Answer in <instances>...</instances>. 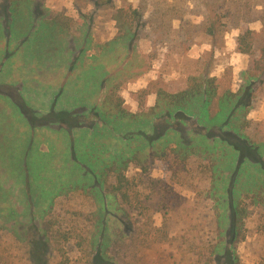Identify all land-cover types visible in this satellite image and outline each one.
Masks as SVG:
<instances>
[{"label":"rangeland","instance_id":"obj_1","mask_svg":"<svg viewBox=\"0 0 264 264\" xmlns=\"http://www.w3.org/2000/svg\"><path fill=\"white\" fill-rule=\"evenodd\" d=\"M45 1L37 0L40 6ZM237 1L240 8L249 4H257V10L264 8V0ZM112 2L116 8L145 10L140 22H132L140 37L138 40L117 37L119 30L112 19L113 12L95 10L91 19H82L84 26L69 24L71 32L65 38L59 32L52 37L58 49L65 47L64 40L68 48H73L74 39L81 38L82 61L89 64L88 70L67 80V83L70 80L78 83V87H69L71 83L63 86L64 76H60L54 89L47 82H41L47 80L50 69L47 58H42L34 48L36 40H44L45 35L40 33L42 27L36 35L27 36L25 27L17 26L15 21L9 24L14 1L0 0V262L28 263L24 246L15 239V233L27 231L29 236L37 237L35 226L39 212L51 200L54 203L51 214L64 222V228L68 227L67 220L74 217L70 212L77 209L88 212L95 207L96 202L80 193L59 195L57 192L59 187L82 174L74 162L81 156L84 141L93 132L94 125H100L92 111L101 106L107 86L111 85L108 78L114 77V71L116 76L124 74L122 79H130L119 95L127 111L136 114L144 111L132 99L131 92H136L147 106H153L160 87L173 92L181 90L190 75L209 72L221 78L229 74L231 89L236 92L241 84L240 72L249 63V57L236 49L237 36L243 29H261L260 22L227 27L214 46L200 25L203 6L208 0ZM193 2L199 6L196 8ZM71 12L68 14L76 15ZM224 12L221 11L223 15ZM177 14L185 22L181 29L180 20H171ZM46 41L44 48L48 47ZM91 67L98 69L92 71ZM217 109V106L211 108ZM192 110L194 116L183 115L182 122L170 119L171 127L179 129L185 138L204 131L197 122L198 108ZM247 118L261 130L253 135L252 127L250 134L264 142V99L254 101ZM123 121L119 129H135L131 121ZM153 121L159 130L166 127L164 119ZM173 165L164 187L161 184L138 188L137 213L146 210L153 226L158 228H147L154 235L145 261L196 264L200 262L196 260L198 249L192 242L211 228L210 203L203 201V194L196 193L197 186L189 177H182L178 164ZM155 166L151 176L159 179L164 175L162 165ZM222 210L219 212L223 213ZM236 250L243 264L264 263V207L256 208L246 220L245 239L237 244ZM75 255L72 253L71 257Z\"/></svg>","mask_w":264,"mask_h":264},{"label":"trees","instance_id":"obj_2","mask_svg":"<svg viewBox=\"0 0 264 264\" xmlns=\"http://www.w3.org/2000/svg\"><path fill=\"white\" fill-rule=\"evenodd\" d=\"M237 3L208 0L200 25L215 46L227 27L261 23L259 31L247 28L237 36V51L249 57L247 68L240 72L239 89H231L229 74L221 78L209 72L190 75L181 90L160 87L153 106L131 92L144 111L136 114L127 111L119 95L130 79L124 80V74L116 76L114 71L101 106L92 111L100 125H94L74 162L82 174L57 192L80 193L96 202L95 207L88 212H70L74 217L64 228V222L51 214V200L39 212L37 237L27 231L15 233V239L24 246L27 264H154L153 259L145 261L154 235L147 228H158L146 210L137 213L138 188L167 185L173 163L178 164L182 177L194 182L203 201L210 203L211 228L192 242L198 249L196 260L200 262L196 264H243L236 246L245 239L246 220L256 208L264 207V142L250 134L252 127L253 135L261 130L247 118L254 101L264 99V8L257 10V4L240 8ZM74 4L83 18L91 19L95 10L113 12L119 38L140 37L132 22H140L143 8H116L112 0H75ZM88 5V14L83 13L82 7ZM172 19L180 20V29L185 25L181 15ZM71 22L65 18L60 26L68 30ZM215 106L217 111H212ZM193 107L199 110L196 118L204 131L185 138L179 129L171 127L170 119L182 122L183 115L194 116ZM156 118L164 119V129L159 130L153 121ZM125 119L135 129H119ZM157 163L164 173L159 179L151 176ZM222 208L223 213L219 212ZM72 253H76L73 258Z\"/></svg>","mask_w":264,"mask_h":264},{"label":"crops","instance_id":"obj_3","mask_svg":"<svg viewBox=\"0 0 264 264\" xmlns=\"http://www.w3.org/2000/svg\"><path fill=\"white\" fill-rule=\"evenodd\" d=\"M15 8L11 11L13 14L11 15V19L9 20V24L12 23L17 24V26H23L24 31L28 33L27 36L32 34H37V31L40 32V27H42V31L45 35L44 40L46 41L47 48H44V40H36L37 44H34V48L41 55L42 58H47L48 68L50 69L49 77H47V84H50V87L56 88L57 86V78L60 76H64L66 86L68 83H71L69 87L76 88L78 87V83L71 82V80L67 83V80L71 79L72 76L76 77L82 74V71H87L89 64L85 61H82V43L81 38H75L73 48L66 45V41L64 40L65 47L63 49H58V45L54 41L55 37L52 35L59 32L65 38L71 31L66 27V30H63V26L60 24L63 23L65 18H71L73 25H83L84 19L80 17L79 13L76 11V7L74 4L75 0H46L41 6L38 4L37 0H13ZM39 6L41 11L39 12ZM91 6L88 5L86 7H82L83 11L90 10ZM74 11L76 15H70L68 13H72ZM85 13V12H83ZM87 13V12H86ZM21 28V27H20ZM61 28V29H60ZM22 30V29H21ZM49 33V34H47ZM48 35V36H47ZM81 37V36H80ZM42 45H41V44ZM75 50V51H73ZM98 58V56H97ZM92 71H97L98 67H91ZM41 72H44L43 70ZM42 74V73H40ZM42 77V76H40ZM43 106H40V108Z\"/></svg>","mask_w":264,"mask_h":264}]
</instances>
